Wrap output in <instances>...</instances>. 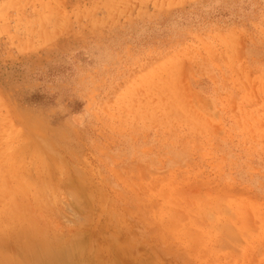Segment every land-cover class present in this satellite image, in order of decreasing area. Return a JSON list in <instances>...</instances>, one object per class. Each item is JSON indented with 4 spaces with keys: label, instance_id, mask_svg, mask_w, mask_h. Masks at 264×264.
<instances>
[{
    "label": "rangeland",
    "instance_id": "1",
    "mask_svg": "<svg viewBox=\"0 0 264 264\" xmlns=\"http://www.w3.org/2000/svg\"><path fill=\"white\" fill-rule=\"evenodd\" d=\"M47 240L264 264V0H0V264Z\"/></svg>",
    "mask_w": 264,
    "mask_h": 264
},
{
    "label": "bare ground",
    "instance_id": "2",
    "mask_svg": "<svg viewBox=\"0 0 264 264\" xmlns=\"http://www.w3.org/2000/svg\"><path fill=\"white\" fill-rule=\"evenodd\" d=\"M51 243L52 242L50 240H47L46 242L43 243V245L46 246V247L41 249L42 253L39 256L37 255L38 263H36V264H65L64 259L68 258L69 254L74 252L77 249V247L73 245L70 248L71 252H68L67 255H65V254L62 255V254H60L59 251H55L54 249L48 247V245H50ZM7 249H9V248H7ZM3 258H4V256H3Z\"/></svg>",
    "mask_w": 264,
    "mask_h": 264
}]
</instances>
